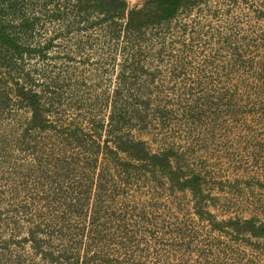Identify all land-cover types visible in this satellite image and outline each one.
<instances>
[{
	"label": "rangeland",
	"instance_id": "1",
	"mask_svg": "<svg viewBox=\"0 0 264 264\" xmlns=\"http://www.w3.org/2000/svg\"><path fill=\"white\" fill-rule=\"evenodd\" d=\"M43 2H0V21L7 33L18 38L24 50L31 49L16 53L0 42V255L31 254L24 238L31 224L52 214L49 205L55 198L54 186L45 183L55 168L42 160L60 147L61 123H81L90 117L92 105L98 118L107 117L105 107L115 100L121 71L123 57L107 44L104 29L74 25L72 10L63 0L47 7ZM127 2L132 7L144 0ZM203 8L206 13L217 9L218 14L198 17L194 10L169 30L149 33V38L165 39L169 50L152 61V75L130 78L135 85L127 86L118 100L136 101V89L142 86L149 116L142 123L127 119L123 132L131 129L153 152L173 148L182 168L201 176L204 209L198 208L213 218L199 217L190 191H172L142 174L134 173L127 184L108 182L105 203L115 193L117 208L131 206L123 209L126 214L118 209L123 223L109 217L103 231L111 259L122 264H264V235L236 234L231 226L212 225L231 219L264 224V21L258 17L264 0H212ZM180 23L187 25V33ZM26 73L32 76L33 88L49 84L56 102L50 119L59 127L32 131L38 147L19 139L29 113L18 105L13 91L25 82ZM93 134L83 135L87 150L95 148L94 141L101 142ZM54 178L63 191L75 190L74 176L73 182ZM75 221L72 224L81 225V220ZM120 226L123 233L115 231Z\"/></svg>",
	"mask_w": 264,
	"mask_h": 264
},
{
	"label": "trees",
	"instance_id": "2",
	"mask_svg": "<svg viewBox=\"0 0 264 264\" xmlns=\"http://www.w3.org/2000/svg\"><path fill=\"white\" fill-rule=\"evenodd\" d=\"M54 1L44 0L42 5L47 7ZM211 1L144 0L141 5L131 7L127 0H63L64 5L70 6L72 10L74 25L86 30L104 29L107 44L122 55L123 59L119 62L121 71L118 75L115 100L106 104L107 117L98 118L97 107L92 105L88 108L92 116L83 118L84 121L81 123L75 122L68 125L61 123V129L57 131L58 122L50 119L56 102L54 103V99L50 97L49 84L39 90L33 88L29 85L33 81L29 73L25 74L24 83L16 84L13 92L18 105L29 113L19 139L24 145L33 142L34 147H38V143L36 141L34 143L31 138V132L54 129L60 133L58 137L61 138V143L57 152L52 151L48 154V159L42 160L44 165H52L55 168L53 174L45 180L46 184L52 183L54 186L52 195L55 198L50 200L53 204L49 205L53 207L50 211L52 214L42 216L41 222L30 225L24 238V241L30 243L32 249L30 255L24 257L20 253L13 255L8 252L1 253L0 264H33L32 261L35 258L39 260L36 264H122V261L111 259L110 251L103 244L107 236L103 231L107 228L106 219L109 217L111 220L123 223L125 218L118 212L124 208L129 210L131 206L121 204L123 207L117 208L118 201L115 193L109 198L110 203L106 204L103 193L106 191L108 182L117 181L120 184H127L128 177H132L134 173L157 180L172 191H190L196 199L194 208L199 217L212 220L211 212L204 214L205 212L202 211L204 188L201 176L195 173L188 174L180 165L181 160L173 152V148L153 152L147 147L145 140L131 133V129L129 133L123 132L122 128L127 126V119L142 123L149 116L147 113L150 105L149 98L143 92L142 86L136 89L138 91L135 95L136 101L118 100L120 96L126 95L123 90L127 86L135 85L130 78L138 79L143 75H152L155 71L152 61L161 59L169 50L165 39H156V36L149 38V33L169 30L173 22L188 17L194 10H197L198 17L207 14L216 17L217 9L212 11V8H209L206 13V8H203ZM225 13H230V9H227ZM59 17L65 20L68 16L61 14ZM258 17L264 21V10L259 11ZM197 21L195 19L194 22ZM180 24L182 33H187V25ZM200 33L199 30L197 34ZM0 42L11 47L16 53H24L27 50L31 52V49L24 50L21 47L18 38H13L7 33L6 26L1 21ZM153 81L154 79H151L149 83ZM144 87H146L145 84ZM45 96L48 98L45 99ZM84 134H93L94 139L99 138L102 143L94 141L95 148L87 150L82 142ZM102 134H106L104 140H102ZM74 149H78L79 153L74 152ZM83 150L90 154V158L83 157ZM84 159H87L85 163H83ZM88 159L90 162H87ZM101 159H103V165H99ZM38 162L41 166L43 165L40 158ZM79 167L82 168L79 170ZM54 174L62 176L65 181L73 182L72 180L77 179L74 192L70 191V188L63 191L62 183L59 185L54 181ZM200 205L202 210L198 208ZM124 213L126 214V211ZM137 219L134 221L138 222L139 219ZM75 220H81V225L72 224L76 222ZM212 225L231 226L236 234L249 233L255 237L264 235V224H257L252 219L244 221L231 219L214 222ZM115 231L123 233L125 230L120 226ZM128 239L129 243H133L130 237ZM117 243L121 245L126 242L117 241Z\"/></svg>",
	"mask_w": 264,
	"mask_h": 264
}]
</instances>
